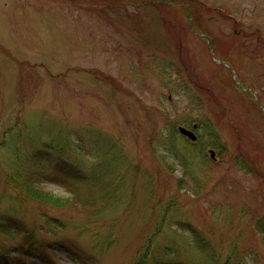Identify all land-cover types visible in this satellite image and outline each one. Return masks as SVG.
<instances>
[{"label": "rangeland", "instance_id": "rangeland-1", "mask_svg": "<svg viewBox=\"0 0 264 264\" xmlns=\"http://www.w3.org/2000/svg\"><path fill=\"white\" fill-rule=\"evenodd\" d=\"M143 1L0 0V264H264V0Z\"/></svg>", "mask_w": 264, "mask_h": 264}, {"label": "trees", "instance_id": "trees-1", "mask_svg": "<svg viewBox=\"0 0 264 264\" xmlns=\"http://www.w3.org/2000/svg\"><path fill=\"white\" fill-rule=\"evenodd\" d=\"M34 154V153H33ZM63 154V153H62ZM32 155V154H31ZM35 156H33L32 157V160L34 161V163H35V165L37 166V167H42V161L44 160V155L45 154H43L42 152H37V153H35L34 154ZM61 156V159L62 160H60L57 164H58V166H57V168H62V164L63 163H66L67 164V162H68V160H67V157L65 156V154L64 155H60ZM61 161H63V163H61ZM120 164V163H119ZM189 164V163H188ZM34 165V166H35ZM189 168V167H188ZM115 168H109L108 169V171L109 172H112L113 170H114ZM117 172V169H115V171H114V173H116ZM119 172V171H118ZM117 172V173H118ZM113 173V172H112ZM116 173V174H117ZM10 183H14V177H11L10 178ZM184 180H181V187H184ZM23 189H24V191H25V193H26V196L28 197L26 200L27 201H29V200H31V201H41V202H43L44 204H47V206H48V204H51V207L52 208H54V207H56V208H59V207H61V206H63V205H65V203H66V201H63V200H58V199H50V198H48L45 194L47 193V192H45V193H41L43 190L42 189H39V188H35V187H31V186H29V184H27L26 186H24V187H22ZM119 190H120V188H119ZM44 192V191H43ZM111 197H113V196H111ZM41 198V199H40ZM90 206H91V204H89ZM47 211V210H46ZM48 212V211H47ZM46 212V213H47ZM50 213V212H49ZM98 213V212H97ZM8 231V230H7ZM9 232V231H8Z\"/></svg>", "mask_w": 264, "mask_h": 264}, {"label": "water", "instance_id": "water-1", "mask_svg": "<svg viewBox=\"0 0 264 264\" xmlns=\"http://www.w3.org/2000/svg\"><path fill=\"white\" fill-rule=\"evenodd\" d=\"M179 131H180L183 135L188 136V137H189L190 139H192V140H196V139H197V137L195 136L194 132L188 130L187 128L180 127V128H179Z\"/></svg>", "mask_w": 264, "mask_h": 264}]
</instances>
